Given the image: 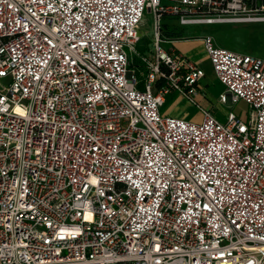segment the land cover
<instances>
[{
    "label": "built area",
    "instance_id": "2783aa9c",
    "mask_svg": "<svg viewBox=\"0 0 264 264\" xmlns=\"http://www.w3.org/2000/svg\"><path fill=\"white\" fill-rule=\"evenodd\" d=\"M166 17L264 22V0H0V264H264V59L204 37L247 118L164 116L205 77Z\"/></svg>",
    "mask_w": 264,
    "mask_h": 264
},
{
    "label": "crops",
    "instance_id": "0c3cea01",
    "mask_svg": "<svg viewBox=\"0 0 264 264\" xmlns=\"http://www.w3.org/2000/svg\"><path fill=\"white\" fill-rule=\"evenodd\" d=\"M261 22L248 23H231V22H212V23H195L182 25L174 17H166L162 21L163 36L165 48L177 55L183 56L188 61L194 63L205 72V77L201 80L199 87L191 97L178 92H173L166 96L164 104L161 107V113L164 116H172L193 122H201L203 112H210L217 120L225 123L227 116L232 111L221 102L219 97L215 99L212 95L214 88H219V94L225 91V87L218 81L213 70L212 63L204 45V37L212 36L216 46L228 48V50L249 54L247 49L230 43L218 42L213 33L215 26H230L240 24H253ZM239 37V33L230 34V37ZM151 50H147L144 54H149ZM264 59V56H258ZM142 63V61H141ZM144 71V65L140 70V74ZM159 86V84H158ZM234 113V112H233Z\"/></svg>",
    "mask_w": 264,
    "mask_h": 264
},
{
    "label": "rangeland",
    "instance_id": "374dc122",
    "mask_svg": "<svg viewBox=\"0 0 264 264\" xmlns=\"http://www.w3.org/2000/svg\"><path fill=\"white\" fill-rule=\"evenodd\" d=\"M212 29L218 42H221L222 44L230 43L238 45L247 49L250 55L253 56H264V22L215 26ZM139 33L141 38L136 46V51L130 52L129 57L132 61V69L136 71L138 79L142 81V76L140 74L142 63L140 57L145 51L153 50L154 16L152 13L148 11L145 13L144 19L139 27ZM233 33H239L240 36L230 37V34L232 35ZM212 92V96L217 99L219 97V88H214V91ZM224 105L228 106L230 110L241 119L247 118L249 107L245 102L240 101L237 104L225 103Z\"/></svg>",
    "mask_w": 264,
    "mask_h": 264
},
{
    "label": "trees",
    "instance_id": "16d2710c",
    "mask_svg": "<svg viewBox=\"0 0 264 264\" xmlns=\"http://www.w3.org/2000/svg\"><path fill=\"white\" fill-rule=\"evenodd\" d=\"M163 27H162V25H161V37L163 36Z\"/></svg>",
    "mask_w": 264,
    "mask_h": 264
}]
</instances>
